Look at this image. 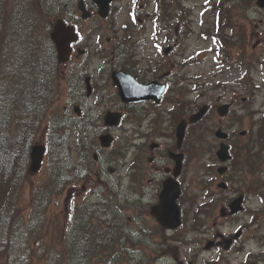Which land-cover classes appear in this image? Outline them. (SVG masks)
Masks as SVG:
<instances>
[{
  "label": "rangeland",
  "instance_id": "obj_1",
  "mask_svg": "<svg viewBox=\"0 0 264 264\" xmlns=\"http://www.w3.org/2000/svg\"><path fill=\"white\" fill-rule=\"evenodd\" d=\"M22 1L24 2L21 5L23 11L21 12L22 14L26 12L25 15L29 17L27 22L30 29L34 27L32 37L35 41H38L42 35L50 34L53 25L50 24L51 19L40 12L36 2L42 1L43 5L41 6H46L48 15L54 17V21L63 18L71 24H79L86 35L83 40L85 53L79 59L83 61L84 66H88L87 68L96 72L97 75L104 77L107 74L106 59L100 54V47L106 48L104 54L112 52L114 51L112 44L117 40L119 43H126L127 54L121 61L122 64H127L126 70L134 74H141L144 78L161 77V79H166L169 76L170 87L160 105L155 107L151 103H146L129 109L127 112L121 109L125 115L128 113V116H131L127 117V121L111 133L116 138V146L120 141L124 142L123 146L107 148L104 154L97 151L100 154L101 164L94 170L89 169L93 174L96 169H99L101 186L96 190L105 196L108 194L107 187H109L112 192L116 193V204L126 206L123 196L126 194L128 184L133 183L137 187L139 185L138 182L132 180L131 171V168L134 167L132 161L135 152L141 146L138 142L142 140L141 143L147 150L149 144L158 142L159 136H166L174 128L178 116L185 114L186 117L204 104L210 106L211 110L206 119L186 132L187 138L183 146L184 151L182 150L185 153V162L180 177L181 188L184 192L180 204L184 209L183 226L177 231L168 233L163 231L151 216L129 219L128 209L120 213L115 212L112 214L115 224L124 226L127 233H129L130 227H133L131 223L135 220H142L144 224L142 227L140 224H135V228H133L134 234L140 232L139 238L137 235L126 236L119 241L121 250L113 259V264H246L248 255H254L256 252L262 253L264 250V245H261V240L264 241L263 154L261 155L263 163L257 169L258 173L253 174L256 175V179H251L257 180L260 191H254L252 187L245 186V182L240 187L244 188L247 193L242 215L226 224L216 220L217 224L213 225L214 219L209 220L206 225L209 229L212 227L210 230L201 229V223L200 229H198L197 224L199 220L205 221V217H201L200 212L208 206L206 201L209 199L207 197L214 193H220L218 198L220 200L223 198L219 188H216L220 176L214 171V167L218 166L214 159V153L218 147L214 132L218 128H228L238 136L241 131H244L251 137V142L257 146L256 153L259 152L260 145L264 140V10H259L256 6L243 8L233 5L243 11L231 13L232 20H241L239 15L245 18V47L242 46V54H237L235 51L225 53L212 39L214 30L212 5L215 3L214 0L209 2L206 8L203 5L205 0H160L159 10L172 8V16L181 21L178 28L185 29V34L179 38L175 29L176 20L165 24V19L161 18L162 24L155 29L152 20L154 15L152 6L155 0H114L110 15L106 20L100 19L89 6L87 10L91 13L90 17L82 19L78 4L83 1L87 5L91 0H11L10 3ZM143 6H145L144 10ZM139 7L141 13L136 12ZM223 8H227V5L223 4ZM130 11L131 14L134 13L135 18L141 19V21H137L138 24H134L135 26L132 25ZM6 29L5 34L6 31L9 34V29L7 27ZM8 34H6L7 37ZM100 34L103 38L96 40V36H100ZM225 34H230V30L228 29ZM105 38H108V42L111 44L105 43ZM166 47H171V51L165 56L163 49ZM193 56L196 57V62L191 63ZM84 66L78 65V71ZM70 67L69 65L67 67L69 72L71 71ZM101 67L103 68L101 69ZM61 70L64 74L65 67L62 66ZM173 71L175 75L172 76L171 72ZM107 86L109 88L108 97L117 103L115 89L111 84H107ZM26 90L28 89L26 88ZM65 92L64 89L62 95ZM94 100L96 102L97 98L91 96L88 99L89 106L82 107L81 110L85 114L89 112L97 118L91 135L99 145V135L107 133H100L103 115L107 111H117L119 108L114 102L105 106L103 103L95 104ZM222 103H232V106L230 113L221 119L216 113V107ZM184 104H189V107H185L183 112ZM62 105L60 89L57 99L52 104L53 110H59ZM138 116H140L139 119L134 118ZM44 125H41L34 141L46 145L47 136ZM135 131L137 133L134 134ZM166 138L168 136L163 140ZM135 141L140 144L137 150ZM172 141L174 142V140ZM70 146L71 149L75 146L74 139H70ZM114 151L121 160L116 163L109 162L111 164L109 166L106 164L105 158L111 157ZM49 163L50 161L45 155L36 171L30 170L28 167L24 184V200L27 208L24 218H27L31 212L34 189L40 185L46 188L50 183L53 171ZM81 184L83 183L80 182L77 187L71 186L53 198L50 196L44 220L49 232L53 231L55 226L60 229L62 226L66 227L62 222L67 220L66 208L67 205L69 207L72 200L81 203L91 198L94 201L92 204L100 201L98 196H95L96 190L93 193V189L88 187L91 190L87 194V188L85 189ZM143 193V202L137 204L136 210L149 211V206L154 201L156 186H146ZM204 202H206L205 205H203ZM200 205H203L202 209H199ZM251 211H256L257 215L251 216L253 215L250 214ZM116 214L119 219L115 218ZM241 228L244 229L243 246L236 253H232L229 260L227 258L217 259L218 253L214 251L213 255L209 251L198 260L192 257L194 249L201 240L203 245L207 240L215 238L214 232L218 231L226 236ZM250 251L253 252L250 253Z\"/></svg>",
  "mask_w": 264,
  "mask_h": 264
},
{
  "label": "trees",
  "instance_id": "obj_2",
  "mask_svg": "<svg viewBox=\"0 0 264 264\" xmlns=\"http://www.w3.org/2000/svg\"><path fill=\"white\" fill-rule=\"evenodd\" d=\"M10 1L0 0V264H113L121 250L119 241L124 237L125 227L116 225L112 214L126 210L124 205L116 204L114 193L108 191L95 206L87 200L81 203L72 200L65 214L68 217L66 228L55 226L49 232L44 223L50 196H58L66 186L77 187L80 182L87 188L96 185L94 175L87 168L97 147L90 134L94 121L88 114L76 117L72 111L66 113L61 107L53 110L52 104L60 89L62 94V85L49 34L35 41L34 27L30 29L29 17L26 12L22 14L24 1ZM159 2L154 3L155 26L162 24L161 18L165 19V24L176 20V34L178 38L183 37L185 29L178 28L179 18L172 16V8L160 11ZM214 2L213 38L226 53L242 54L246 42L245 18L239 15L241 20H232L230 15L243 11L233 5L252 7L255 0ZM36 4L40 12L51 19L52 25L54 17L48 15L46 6H41L42 1ZM223 4L227 8H223ZM90 7L95 12L91 3ZM228 29L230 34H225ZM125 45L121 42L117 46L120 49L113 48L114 51L105 54L106 48H100L111 70L126 69L127 64L121 63L127 54ZM116 105L123 107L119 102ZM186 105L189 104L183 105V111ZM123 121H126L124 117ZM43 124L47 128L48 161L53 176L46 188L40 185L34 189L31 212L24 218L29 151ZM70 139H74L76 153L71 149ZM121 146L123 144L118 143L116 147ZM252 148L253 145H249L234 150L242 162L243 168L239 169L245 173L244 177L253 174L250 167L246 168V157L253 153ZM109 160L120 161L121 158L114 151ZM115 218L119 219L117 214Z\"/></svg>",
  "mask_w": 264,
  "mask_h": 264
},
{
  "label": "flooded vegetation",
  "instance_id": "obj_3",
  "mask_svg": "<svg viewBox=\"0 0 264 264\" xmlns=\"http://www.w3.org/2000/svg\"><path fill=\"white\" fill-rule=\"evenodd\" d=\"M73 25L75 26L76 31H77V28L80 27L79 24H76V23H73ZM78 31H81V29ZM84 53H85V49L83 48V41L81 39L80 40L78 39L71 44L70 59L65 65V71H64L65 78H67V74L69 73V71L67 70L68 65L69 66L72 65V67L74 68L78 67V65L79 66L85 65L83 61L79 59L83 56ZM84 67L83 68L79 67L80 71H78L77 68L75 69L73 78L71 79L74 94L72 95V98L69 99V101L65 102L64 107L84 105V102H86L91 96L94 98L98 97L99 92L101 90H102L101 91L102 98L101 99L100 97L98 98L100 102L103 103V95L104 94L107 95L106 93L107 88L104 86L109 81L108 75H105L104 77L99 76L97 75L96 72H92L88 68L87 70L82 71V69L84 70ZM132 74L140 83H148L149 81L157 80L151 77L144 78L141 76V74H137V73L136 74L132 73ZM82 76L84 77L82 78ZM161 81H164V79H162ZM84 88L87 90V92L85 94H82ZM148 103H151V102H148ZM231 104L232 103H230V108L232 106ZM153 105L157 107V105L155 104ZM190 127L191 126L188 125L186 128L185 136H184V139H183V142L180 148L176 146L174 128H173L174 130L172 129L166 136H163V135L159 136L158 142L149 144L147 150H145L144 145L141 143L142 140L138 142L141 144L140 147H138V145L140 144H138L135 141L137 143L135 145V148L137 150V147H138V150L135 152L134 160L132 161L133 162L132 165H134V167L131 168V171H132V180L134 182H138L139 185L137 187L133 183L131 184L129 183L128 187L126 188V194L125 196H123L126 200V208L128 209V212L130 213V216H128L129 219H131V217H135V218L137 217L147 218L148 216L152 217L150 208L153 205H156L158 203V199H159L158 195L162 188L163 182L168 178H173L172 171H173V167L175 163L173 159V155L181 153L183 155L182 168L184 166L185 153L182 152V150L185 144V140L187 138L186 132L188 129H190ZM219 129H221L226 134V137L224 138L223 142L228 146L229 158L225 163H223L225 170H224V173L219 183L216 185L217 186L216 188H219V190L221 191V194L223 195L222 200L218 198L220 193L211 194L210 196L207 197V199L209 200L206 201L208 203L207 204L208 210L205 212H200L201 217H205V221L201 222V220H199L198 224L201 223V229L206 228V230H210L212 228L211 227L209 229V227L206 225L209 223V220L214 219V221L212 222L213 225L217 224L216 220L219 221L220 223L225 222L226 224L227 222H232L233 220L237 219L238 217L242 215L245 209L246 199H247L246 194L242 193L245 191L244 188L243 189L240 188L244 182L246 183L245 186H250L253 189L259 187L258 184H255L257 183V180L255 181L252 180V185H251L250 184L251 182L249 183L246 180H242L239 177V175H237V171L241 163L238 160L239 156L234 154V150L240 149L241 146L246 147V146L251 145V141L240 140L241 138H239V137L244 136L245 132H242L240 135H238L239 136L238 137L234 132L230 131L228 128L226 129L219 128ZM167 136L168 138L163 140L164 137H167ZM170 139L171 141H169ZM172 140H174V142ZM219 143L220 141H218V144ZM262 150H263V155H264V149ZM148 154L150 155L148 156ZM260 156H261L260 154L255 156V159L258 160L256 165H259V162L261 159ZM248 157H250V155ZM143 161H147V162L144 163ZM137 163L138 165L136 166ZM216 170H217V167L215 166L214 171L216 172ZM181 176H182V171L179 177L173 178L179 184L180 189H182L181 182H180ZM138 177H139V180H138ZM148 185H150V187L156 186V193L154 196V201L149 206V211L136 210L138 207L137 204L143 202V199H144L143 190ZM181 195H183V189L181 191ZM241 195L245 197L244 203H243L244 205L243 211L240 213L239 212L237 213L229 212V204L233 201V199ZM250 214H253L251 215L253 217L254 215H257L256 211H251ZM125 216H127V214H125ZM183 216H184V212L181 213L182 224H183ZM195 217H200V216L195 215ZM131 224L133 225V227H130V230H129L130 235L133 231H135L133 230V228H135V224L136 225L140 224V226L142 227L144 223L142 222V220L140 221L135 220ZM197 228L200 229V226H198ZM243 232H244V229L241 228V229H238L235 233H230L224 236L223 233L216 231L213 233V235H215V238H213V240H209V241L207 240L206 244H203V245H202L203 241L201 240V242L197 246L198 248L196 247L194 249V252L192 253V257L195 258V260H198L204 257V254L211 251L212 252L211 255H213L214 252L218 253V255L216 256L217 259L227 258L229 260L232 253H236V251L239 250L243 246V243H244L243 241L244 233ZM259 235L260 233L258 234V236ZM137 237L139 238L140 235H138ZM261 245H264V241H261ZM251 252L253 251H250V253ZM260 253L261 252H256V254L254 255L253 254L248 255L249 257L247 256L248 260L246 258L247 260L246 264H264V250L261 254Z\"/></svg>",
  "mask_w": 264,
  "mask_h": 264
},
{
  "label": "water",
  "instance_id": "obj_4",
  "mask_svg": "<svg viewBox=\"0 0 264 264\" xmlns=\"http://www.w3.org/2000/svg\"><path fill=\"white\" fill-rule=\"evenodd\" d=\"M112 0H93V4L97 7V12L101 18H105L109 14V6ZM256 5L264 9V0H257ZM78 8L82 12V18H87L90 13L86 10L84 3L79 2ZM50 38L55 46L59 63H64L68 60L71 48L70 43L75 41L77 36L74 33V28L59 19L55 21L53 30L50 33ZM169 49H165L167 54ZM112 81L118 88L119 97L124 103H135L146 100H155L159 102L160 95L164 90V85L157 82H151L147 85L138 84L135 79L122 71L112 73ZM229 105H221L218 107V113L222 116L228 112ZM207 111V106H202L196 113L192 114L188 121L196 123ZM120 113L108 112L104 116V124L107 126H116L120 121ZM186 121H181L176 127L177 147H180L184 137ZM217 138L224 139L226 134L220 130L215 132ZM112 141V137L107 134L100 137L102 146L107 147ZM45 147L40 144L32 146L30 152V168L36 171L40 165ZM216 156L220 162H225L228 159V147L224 143H220L219 149L216 151ZM175 167L173 169V177L180 174L182 168V154L173 155ZM218 173L222 174L224 168H218ZM180 195L178 183L172 178H168L163 182L162 190L159 194V203L151 207V213L155 219L163 226L164 229L173 230L180 226V210L176 201ZM242 197L235 199L230 204V210L235 213L242 209Z\"/></svg>",
  "mask_w": 264,
  "mask_h": 264
}]
</instances>
